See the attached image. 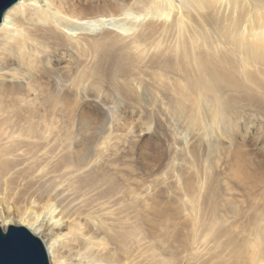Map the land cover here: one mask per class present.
<instances>
[{"label":"bare ground","instance_id":"obj_1","mask_svg":"<svg viewBox=\"0 0 264 264\" xmlns=\"http://www.w3.org/2000/svg\"><path fill=\"white\" fill-rule=\"evenodd\" d=\"M103 1L4 14L0 227L28 229L49 264H264V160L246 141L259 122L264 155V0ZM156 118L166 149L182 146L162 159L168 179L140 188L152 135L134 129ZM235 159L244 202L221 185Z\"/></svg>","mask_w":264,"mask_h":264},{"label":"rangeland","instance_id":"obj_2","mask_svg":"<svg viewBox=\"0 0 264 264\" xmlns=\"http://www.w3.org/2000/svg\"><path fill=\"white\" fill-rule=\"evenodd\" d=\"M113 2V0H104L103 1V3H102V6L103 7H105V6H108V5H110L111 3ZM120 23H122V22H120ZM113 25V26H112ZM111 26L110 25H106V27H108V28H114V30H118V31H116V32H120L119 30L120 29H117V26H118V23L117 24H115V26H114V24H112ZM87 29H86V31L87 32H90V31H95V30H97V28L96 27H93V28H88V27H86ZM95 28V29H94ZM161 113H159V114H156V116H158V115H160ZM68 118L69 117H67L66 116V118H65V120H68ZM70 119H74V120H77L76 118H75V115H71L70 116ZM135 119H137L136 117H135ZM150 120H148V122H149ZM153 121H157V123H158V125L160 126V130L158 131L156 128H149V126H148V122H147V120L146 119H143V120H137L136 121V127H135V129H134V131L137 133V135L142 131H144V132H149L151 135H152V138H150V139H148L147 138V142H148V147L146 146V148H140L139 147V149L135 152V157H134V162H133V167H132V170L135 172V174L137 175V177L140 179H138L137 178V180H136V185H137V187H140V188H145L147 185L149 186V185H151L153 182H154V180L155 179H158V180H161V178L162 179H165V177L168 179V176H166V173H167V168L163 165V161H162V159H164L165 158V156L167 155V153L168 152H170V151H172V152H170L168 155H170V156H172V157H174L175 156V158L176 157H178V155L177 154H180V153H177V152H179L180 151V148H181V146L180 147H178V144L180 145V140H179V138L177 137V146H175L174 144L172 145V146H174V148H175V150H174V148H172L173 150H171V149H166L167 148V146H166V138H167V136H166V134H167V128H165L164 126H163V124H162V122L160 121V119L159 118H156V119H153ZM255 127L254 129H252V127ZM101 128L102 129H100L99 128V130H97L96 132H92L91 134V136L93 137V138H95L96 140L97 139H99L100 137L102 138L103 137V133H104V128H103V126L101 125ZM250 131H249V134H248V138H247V145H249L248 147H249V149H250V151L253 153V154H255L256 156H257V159H256V161H259V162H261L262 160H264V155H263V153H261V152H259V150H258V147H256V143H255V140H256V138H257V134H255V131L258 129V128H260V125H259V122H253V123H251L250 124ZM257 128V129H256ZM137 129V130H136ZM253 130V131H252ZM102 135H101V134ZM154 135V136H153ZM104 140V139H103ZM103 140H101V141H103ZM169 140H171V139H169ZM157 141H159V142H157ZM172 141V140H171ZM192 142V138H191V135H186V136H184L183 137V144L185 145V144H187V143H191ZM165 143V144H164ZM158 144V145H157ZM161 146V147H160ZM171 146V147H172ZM176 147H178V148H176ZM164 149V150H163ZM255 149H257V150H255ZM173 151H175L174 152V154H173ZM259 152V153H258ZM172 154V155H171ZM201 157V156H200ZM200 157H198L197 159H199L198 160V162H196V163H198L197 165L199 166V168L201 169V168H203V169H201L202 171L204 170V169H206V167L208 166V162H206L205 160H203V159H205V158H201L202 159V161H201V159H200ZM155 159L154 160V162H150V160L151 159ZM178 159V158H177ZM158 161V162H157ZM162 161V162H161ZM200 161L202 162V163H204L205 164V162H206V164H207V166H206V164L204 165V167H203V165L200 163ZM205 161V162H204ZM177 162V161H176ZM178 162H179V160H178ZM177 162V163H178ZM149 163H151V164H149ZM154 164V165H153ZM160 164V165H159ZM201 164V165H200ZM152 165L154 166L153 168H152ZM242 162H241V160L240 159H235V161H234V163H233V165H232V170L230 171V170H226L225 172H223L222 174H221V185L223 186L224 184L223 183H225L226 185H230L231 186V188H232V194H234V195H236L237 193H240V192H243L242 190H243V185H241L240 184V182L241 181H243V176H244V172H245V170L244 169H242ZM161 167V168H160ZM164 167V168H163ZM153 172V173H152ZM263 172V171H262ZM145 173V174H144ZM149 173V174H148ZM146 174H147V176H146ZM141 175H142V177H141ZM236 175V176H235ZM144 176V177H143ZM150 177V178H149ZM153 177H155V178H153ZM151 179V180H150ZM166 179V180H167ZM142 180V181H141ZM166 180H164L165 182H166ZM249 182L250 181H247V185L249 186ZM140 183V184H139ZM143 183H145V184H143ZM139 184V185H138ZM263 184V185H262ZM144 185V186H143ZM260 187H262V189L260 188ZM258 191H264V182H262V183H259L258 184V186H257V188H256ZM247 192H249V193H252L253 192V186L249 189V190H247ZM243 194V193H242ZM242 194L240 193V194H237L238 196L239 195H241L240 197H236V199H242V201L241 200H239L240 202H244L243 201V198H242ZM244 200H246V199H244ZM248 200H249V198H248ZM66 232H68V231H66ZM69 233V232H68ZM210 248L211 247H215L214 246V244L213 243H210ZM224 254L225 255H230V252L227 250V251H225L224 252Z\"/></svg>","mask_w":264,"mask_h":264},{"label":"water","instance_id":"obj_3","mask_svg":"<svg viewBox=\"0 0 264 264\" xmlns=\"http://www.w3.org/2000/svg\"><path fill=\"white\" fill-rule=\"evenodd\" d=\"M19 0H0V23ZM0 264H49L44 244L25 227H0Z\"/></svg>","mask_w":264,"mask_h":264}]
</instances>
